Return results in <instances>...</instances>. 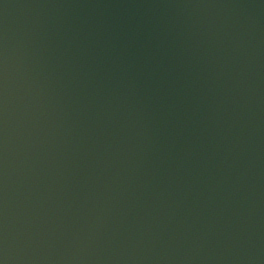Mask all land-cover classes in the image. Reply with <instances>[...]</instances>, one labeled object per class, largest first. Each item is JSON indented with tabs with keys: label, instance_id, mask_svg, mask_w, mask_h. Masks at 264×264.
Here are the masks:
<instances>
[{
	"label": "water",
	"instance_id": "obj_1",
	"mask_svg": "<svg viewBox=\"0 0 264 264\" xmlns=\"http://www.w3.org/2000/svg\"><path fill=\"white\" fill-rule=\"evenodd\" d=\"M0 264H264V0H0Z\"/></svg>",
	"mask_w": 264,
	"mask_h": 264
}]
</instances>
